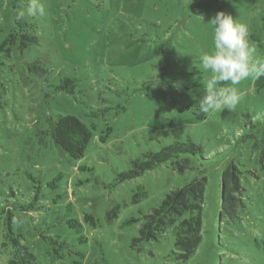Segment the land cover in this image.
Here are the masks:
<instances>
[{
	"label": "rangeland",
	"instance_id": "obj_1",
	"mask_svg": "<svg viewBox=\"0 0 264 264\" xmlns=\"http://www.w3.org/2000/svg\"><path fill=\"white\" fill-rule=\"evenodd\" d=\"M27 3L0 0V45ZM41 3L43 17L24 18L37 43L19 50L17 36L0 51V264L9 252L5 221L39 264H104L103 257L107 264H182L175 219L147 241L136 238L166 194L202 177L201 241L187 264H264V125H248L264 121V77L237 86L235 110L202 113L198 103L209 76L199 62L211 48L208 21L223 11L247 24L248 42L264 58V0ZM64 78L72 93L55 90ZM62 114L92 130L79 160L51 139ZM187 139L205 154L181 153L142 172L132 164ZM230 149L241 193L234 219L219 214ZM133 167L138 175L117 180Z\"/></svg>",
	"mask_w": 264,
	"mask_h": 264
},
{
	"label": "trees",
	"instance_id": "obj_2",
	"mask_svg": "<svg viewBox=\"0 0 264 264\" xmlns=\"http://www.w3.org/2000/svg\"><path fill=\"white\" fill-rule=\"evenodd\" d=\"M14 21L18 27H16V30L10 31L0 45V51H4L5 53L8 51V46L15 43L17 36L20 37L19 50H22V47L27 46V44H35L38 41L36 36L27 33L29 29H33L34 23H30L24 19L18 20L17 15L14 16ZM39 69L43 72L40 67ZM28 70L32 73L36 72V63L28 65ZM54 88L55 90H64L67 93H72L73 82L64 78L62 84ZM1 108L2 105L0 103V109ZM250 117L251 116L246 115V120H249ZM86 123V121H82L74 115L62 114L58 115L51 125L50 135L53 143L63 152L67 153L73 160L83 158L87 145L92 138V130ZM248 125L254 127L255 130H259L264 125V121L261 123L253 121ZM262 135L263 142L264 131ZM209 147L210 149H214L216 145ZM232 152L233 149L228 151L226 163L220 174L219 214L223 213L227 217L234 219V210H236L240 204L241 193L238 184L237 168L234 166L235 157ZM181 153L199 157L201 153L205 154V149L202 145L196 144L190 139L184 142L176 140L162 146L155 152H147V160L140 161L136 159L132 161V164L135 165L140 172L151 170L163 162L172 160ZM136 167H133L129 171L119 173L120 179L117 180L122 181L123 179H129L138 175L140 172L136 170ZM199 179L193 178L182 187L166 194L160 201L158 207L152 208L150 215L146 214L144 216V222L138 232L139 236L136 238L137 241H147L151 239L153 237L152 232L158 230L165 223H169L172 219H175L174 229L176 238L174 246L180 251L179 255L183 261L182 264H187V261L195 255L201 241V212L203 208L202 203L206 180L202 177V183L201 181L199 182L201 184L200 186L199 183H196ZM243 200H245V198H243ZM68 226L71 229L75 228V226L70 223ZM4 228L5 242L2 243V248H6L4 250L9 249L7 253L8 258L4 264H39L35 258L36 254L31 249H28L27 245L21 242L19 235L13 234L11 224L5 221ZM103 258V263L107 264L106 260H103Z\"/></svg>",
	"mask_w": 264,
	"mask_h": 264
},
{
	"label": "clouds",
	"instance_id": "obj_3",
	"mask_svg": "<svg viewBox=\"0 0 264 264\" xmlns=\"http://www.w3.org/2000/svg\"><path fill=\"white\" fill-rule=\"evenodd\" d=\"M45 7L41 0H28L27 6L17 13V19L43 17ZM211 48L202 52L199 62L209 73L199 98V111L235 110L241 94L237 87L242 81L264 77V58L255 56V49L248 42L249 27L231 14L217 12L209 21ZM230 82L229 86H222Z\"/></svg>",
	"mask_w": 264,
	"mask_h": 264
}]
</instances>
